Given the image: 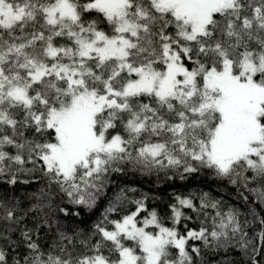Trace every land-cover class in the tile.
Segmentation results:
<instances>
[{
  "label": "snow or ice",
  "instance_id": "1",
  "mask_svg": "<svg viewBox=\"0 0 264 264\" xmlns=\"http://www.w3.org/2000/svg\"><path fill=\"white\" fill-rule=\"evenodd\" d=\"M29 129L53 139L19 142ZM5 145L29 160L35 153L51 181L89 207L121 162L187 173L195 162L233 182L264 183V0H0V174L6 160L25 163ZM135 203L114 230L96 225L101 239L80 240V254L66 233L59 251L45 253L24 232L23 264H191L189 240L239 231L229 212L181 234L155 211L138 221L148 210ZM0 210L16 222L13 209ZM172 212L174 225L186 219L180 207Z\"/></svg>",
  "mask_w": 264,
  "mask_h": 264
},
{
  "label": "trees",
  "instance_id": "2",
  "mask_svg": "<svg viewBox=\"0 0 264 264\" xmlns=\"http://www.w3.org/2000/svg\"><path fill=\"white\" fill-rule=\"evenodd\" d=\"M93 18V17H88ZM106 31V25H100ZM172 29L169 28V32ZM193 67L191 64L188 65ZM119 132L120 128L114 130ZM19 142L36 140L43 143L53 139L29 129ZM10 156L19 154L25 159L23 165L6 160L5 171L0 174V204L13 209L15 223L0 219V249L6 253L8 264H15L30 254L28 242L23 237L28 232L32 241L41 251H59L60 233L75 238L74 255L86 252L80 240L97 243L101 238L96 234V225L114 230V223L131 214L137 208L135 201L143 200L147 216L155 211L166 227H176L181 234L210 228L213 218L219 222L220 216L234 212L239 222V231L226 229L227 236L220 241L209 237L208 243L202 240H189L186 250L191 256V264H264V200L258 191L264 190V183L249 181L245 184L240 177L235 182L218 176L213 169L198 166V170L187 173L183 168H144L131 162H121L112 166L99 182L100 191L94 192L91 207L73 202L61 187L52 182L50 174L43 170L42 162L35 153L29 160L26 150H17L5 145L2 149ZM34 161V163H33ZM245 175H251L245 173ZM15 179V183L10 181ZM177 197L188 199L193 207H181ZM205 203L216 207H204ZM173 207H180L184 217L179 225L173 224ZM109 209H114L109 211ZM220 215H217V214ZM0 215L3 211L0 210ZM64 243H67L65 241ZM68 247L71 249L72 245ZM193 249H198L194 251ZM106 256L115 259V254L102 249ZM170 260L178 258V252L170 249Z\"/></svg>",
  "mask_w": 264,
  "mask_h": 264
},
{
  "label": "rangeland",
  "instance_id": "3",
  "mask_svg": "<svg viewBox=\"0 0 264 264\" xmlns=\"http://www.w3.org/2000/svg\"><path fill=\"white\" fill-rule=\"evenodd\" d=\"M133 213V212H132ZM145 216H139V217H137V219H138V221L139 220H142V218H144ZM152 229H149V231H151Z\"/></svg>",
  "mask_w": 264,
  "mask_h": 264
}]
</instances>
